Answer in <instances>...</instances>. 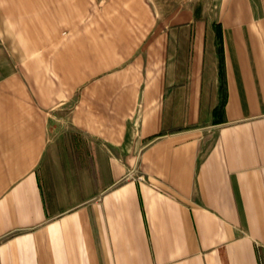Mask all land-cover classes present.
I'll return each mask as SVG.
<instances>
[{"label":"crops","instance_id":"0c3cea01","mask_svg":"<svg viewBox=\"0 0 264 264\" xmlns=\"http://www.w3.org/2000/svg\"><path fill=\"white\" fill-rule=\"evenodd\" d=\"M0 264H264V0H0Z\"/></svg>","mask_w":264,"mask_h":264},{"label":"rangeland","instance_id":"374dc122","mask_svg":"<svg viewBox=\"0 0 264 264\" xmlns=\"http://www.w3.org/2000/svg\"><path fill=\"white\" fill-rule=\"evenodd\" d=\"M194 0H153V2H155V4L160 8V9H164L165 6L172 5L173 7H178L180 4H185L188 2H193ZM3 35V32H1V36ZM13 49V48H11Z\"/></svg>","mask_w":264,"mask_h":264}]
</instances>
